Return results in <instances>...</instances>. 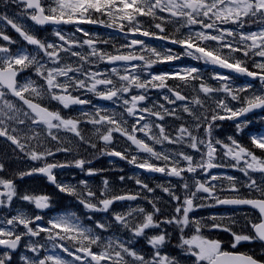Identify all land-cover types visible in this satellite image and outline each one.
Instances as JSON below:
<instances>
[{
  "label": "snow or ice",
  "instance_id": "1",
  "mask_svg": "<svg viewBox=\"0 0 264 264\" xmlns=\"http://www.w3.org/2000/svg\"><path fill=\"white\" fill-rule=\"evenodd\" d=\"M23 6L22 15L26 16L34 25H75V32L81 33L88 39L82 43L66 36L56 29L53 35L59 43L40 39L22 23L16 22L8 16H0V21L6 22L16 33L32 46V51L23 47L13 51L9 45H14L8 34L0 30V137L6 138L17 149L24 152L35 166L18 172L20 179L26 176L42 175L47 181L63 194L74 197L79 204L91 213H107L117 201H136L144 198L152 206L147 211L142 206L129 207L126 213H113L115 224L132 234L133 238L147 236V243L154 250L150 257H146L131 247L132 239L128 242L114 237L105 238L102 233L108 231L109 225L102 221H95V228L85 226L74 213L55 216L45 222L44 216L34 213L29 216L18 213L11 217L0 218V264H10L12 253L20 247L24 237L32 238L26 245V251L32 256L22 255L23 264H179L174 257L162 255L160 248L166 243L170 235L163 230L162 225H174L179 230V243L183 254L193 258L192 264H264L251 254L224 250L222 242L203 235L202 229L219 230L231 235V248L236 249L241 243L259 242L264 245V186L259 185L250 173H264V156H258L252 149H259L264 153V135L250 136L251 148L243 145L234 136L221 140L213 136V129L217 121H234L236 133L239 135L247 127V114L257 109L264 110V92L253 91L252 85L234 86L230 81L232 76L214 72L212 79L221 82L218 87L208 84L199 74L196 67L181 68L172 73L153 74L148 72L156 63L171 62L179 59L172 49L163 52L151 47L140 39H127V42L109 53L96 47L97 41L91 39V34L85 32L79 25L100 24L108 28H116L128 36L137 35L151 37L179 45L183 54L206 65L227 69L238 75L258 79L264 88V27L258 31H244L251 23L264 24V0H3ZM150 18L153 32L142 27L144 21L140 18ZM107 18V19H105ZM172 25L174 32L168 33L166 25ZM232 25L233 27H225ZM186 29V31H182ZM208 42H214L209 44ZM107 43V41H104ZM87 46L86 52L76 51V48ZM127 49V51H122ZM227 50V51H225ZM148 53L149 55H145ZM64 54V55H62ZM260 58L257 60L256 58ZM75 58V59H72ZM249 61L251 67L249 68ZM139 62V63H136ZM97 63H106L111 67L107 71L90 70ZM119 64L120 67L116 65ZM88 66V67H86ZM33 69L34 74L43 84L33 79L20 83L19 74L27 69ZM143 73V75H142ZM175 79L182 82L184 88H191L195 93L191 98L182 94L180 85L172 86L167 80ZM199 81L197 85L194 83ZM149 89L166 90L162 95L164 104H153L152 107L141 106L148 99ZM135 90V91H134ZM84 91L92 93L101 100L119 103L123 112L119 118L116 114H108L106 109L95 108L94 112L81 111L80 116L67 117L60 109L41 103L45 99L55 101L68 109L73 105H88L90 100L83 99L73 93ZM170 93L171 95H168ZM11 94L20 105L6 99ZM202 94V95H201ZM217 94H223L217 95ZM174 97V99H173ZM205 98L214 103V107L206 103ZM184 102L177 105V102ZM234 102L238 107L234 106ZM166 105H177L168 108ZM178 108L192 117L194 124H181L175 134L166 131L161 123L149 122L148 117H155L156 121H163L166 116L183 119L177 114ZM196 109H202L197 113ZM23 114L24 118L20 117ZM126 113V117L124 116ZM131 117L133 123L129 130ZM26 125L28 133L19 134L22 130L12 126ZM30 122V123H29ZM84 122L91 124L94 134L103 143L101 154L127 160L136 168L148 172L161 173L168 177H175L184 181L183 199L172 187L157 185L175 202L174 215L165 216L160 220L155 217L161 208L153 199L141 197L137 192L109 195V181L104 179L103 189L97 195L88 188L85 181H80L82 188L76 185L60 182L54 169L74 166L85 170V159H74L69 162H50L56 152L68 153L70 148L59 146L53 151L44 147L41 141L42 133L58 145L62 144L58 132H70L81 142L96 148L91 140H85L79 125ZM158 129V134L153 129ZM203 129V134L200 130ZM143 133L147 140L155 145L182 146L171 151H156L154 147L137 137ZM114 133L125 137L134 145L138 152L149 154L163 164H154L149 159L142 161L133 155L128 159L127 152L109 148L115 139ZM28 142L35 140V147H29ZM219 146V147H217ZM41 148L43 150H37ZM191 149L186 152L183 149ZM222 151L224 157L233 161L232 164L217 163L218 153ZM192 153H199L197 159ZM220 167H232L247 178L242 186L248 189V195L241 194V183L234 176H218L210 170ZM202 170L204 179L194 174ZM4 165L0 164V172ZM97 170L87 169V175H95ZM190 174L192 184L185 178ZM125 177L121 176L123 181ZM227 181V185L213 183ZM136 184L141 190L152 193L154 189L137 179ZM194 189V190H193ZM228 192L230 195L221 196L217 193ZM255 192L256 196L251 194ZM204 193L206 195H199ZM18 196L13 180L0 177V207L8 206ZM20 199L33 204L35 209L43 211L50 208L51 197L46 194H23ZM196 200H212L215 205L248 206L258 212V216L243 217V224L235 218H229L224 223L223 217L210 216L209 224L205 218L190 216L196 208L212 206L195 203ZM89 220L93 217L89 216ZM239 226L240 231L233 227ZM188 228L194 229L191 235L186 234ZM161 229L157 234L148 236L147 230ZM99 230V231H97ZM41 233L52 244V251L72 257L66 260L57 254L41 255L45 245L35 241ZM67 242H71V246ZM100 249L94 251L93 249Z\"/></svg>",
  "mask_w": 264,
  "mask_h": 264
},
{
  "label": "rangeland",
  "instance_id": "2",
  "mask_svg": "<svg viewBox=\"0 0 264 264\" xmlns=\"http://www.w3.org/2000/svg\"><path fill=\"white\" fill-rule=\"evenodd\" d=\"M107 19V18H105ZM141 20L144 21V24L142 25V27L149 29L151 28V24L152 21L150 20V18H144L141 17ZM81 27L85 32H88L91 34V39L93 40H97L98 42H102L104 40L109 41V45L106 47H102L99 49H103L106 52L109 53H114L116 51L117 48H120L121 45L125 44L127 42V39H131L132 36H128L127 38L125 37V34L122 33L120 34V36L114 34V33H105L99 30H91L90 28H86L83 26H79ZM225 27H233L232 25H225ZM264 27V24L261 26ZM261 27L257 28L256 30H250V31H258ZM55 29H53L51 32L53 34V31ZM175 31V30H174ZM182 31H186V29L182 30ZM33 34L36 35L35 31L32 30ZM66 36H69L72 39H76L79 40L81 43L84 39H88L89 37H85L83 36L81 33H77L75 32V29L73 30H69V31H62ZM51 37L52 40H47L48 42H56L59 43V41L57 40V38L52 35ZM209 44H214V42H208ZM149 46H155L158 44H148ZM161 45H159L158 47L160 48ZM76 51H81V52H86L87 51V46H84L82 48H76L74 49ZM158 51H162V49H157ZM122 51H127V49H122ZM227 51V50H225ZM64 55V54H62ZM145 55H149L148 53H146ZM75 59V58H72ZM257 60H259L260 58H256ZM117 67H120V65H116ZM88 67V66H86ZM111 66L107 65L106 63H97L95 65H93L90 70H100L102 72L107 71ZM209 69H211V65H206L204 64V73L201 74V76L204 78V80L214 86V87H218L219 84L221 82H218L216 80L212 79V74L214 72H218L216 70H213L211 72H207ZM148 72H151L153 74H159V69H148ZM206 72V73H205ZM219 73V72H218ZM30 78V77H29ZM197 85L199 84V81L194 82ZM230 83H232V81H230ZM238 85V84H235ZM244 85H249V84H240V86H244ZM190 89L191 88H184L185 90V95H187L189 98H191L193 95L190 94ZM252 90L253 91H259V92H263L261 87L258 84H255L252 86ZM135 91V90H134ZM166 91H156L155 89H149L148 92L146 93L148 99V103L145 104V106L147 107H152V104H164L165 102H161L160 97H162L163 94H165ZM168 95H170V93H167ZM78 96H81V98L83 99H87L90 100L91 103L94 102V105L96 107H100L101 109H104L103 106H108L105 103H102L98 100L97 96H95L92 93H87L84 91H80L77 92ZM202 95V94H201ZM119 104V103H118ZM182 102H178L177 105H181ZM89 105V104H88ZM120 105V104H119ZM177 105H169L168 108H172V107H177ZM209 105L211 107H214L215 105H212L211 103H209ZM234 106L238 107L239 105L234 104ZM106 109V108H105ZM108 114H116L117 118H119L120 113L119 112H110L109 109H106ZM196 110H202V109H196ZM126 116V113L125 115ZM24 118V117H22ZM128 121H131L132 118L131 117H127ZM148 121L149 122H153V117H148ZM251 122V120H248ZM30 123V122H29ZM133 123V120H132ZM161 124H163L165 126V129L167 131V126L163 123V121L160 122ZM256 124H252L250 126V128H253V130H248L247 136L250 137L252 135H264V115H261L259 117L256 118L255 120ZM249 124V123H248ZM20 125H16L15 127L19 128ZM23 128H25V132L28 133V129L26 125H22ZM63 132V136L61 138L62 144L58 145L56 141H52L49 137H46V135H44L42 133L41 135V139H46V141L49 142V145H46L44 147L47 148H51L56 149L59 146H64L63 141L66 142L67 146L64 147H68L71 149L70 152L68 153H63L60 158L58 159L59 161H65V162H69V161H73L74 159H80V158H96L98 159V161H96L93 166L89 167L91 169H95L97 170V173L95 175H91L94 178H90V175H87V168L86 170H84L83 172L79 173V172H71V171H64L61 173V181L60 182H64V183H69V184H73L76 185L78 188H82V186L80 185V181H85L87 183V186L89 189H91L92 191L96 192L97 195H99V192L103 189L104 185H103V181L104 179H107L109 181V195L113 194V193H118L121 189L123 188H128L130 185L129 182V177H125V179L123 181L120 180V175L118 173V166L114 163V162H107L105 160V158H101L100 159V155L98 152V148H99V142L100 140L98 139L97 135L94 134V131H90L88 134L89 140H91L92 143L96 144V148H92L89 146V144L84 145L83 142L79 140H76L73 138V136H71L70 134H66L65 131L61 130ZM154 132H156V130L154 129ZM257 132V133H254ZM15 134V133H13ZM29 135H31V133H28ZM158 134V131H157ZM203 134V133H202ZM201 134V135H202ZM115 137V141L117 142H122L123 138L122 136H120L118 133H114L113 134ZM143 137L144 134H143ZM147 139V137H145V140ZM250 140V138H249ZM243 145L244 142L242 140H239ZM219 147V146H217ZM159 151H169V148L167 146L164 147H159L158 148ZM43 150V149H42ZM222 151H220L219 157L220 158H226L222 155ZM196 158H199V153L195 154L192 153ZM147 159V158H144ZM151 159V158H150ZM149 159V160H150ZM154 159V158H152ZM151 162H154V160H150ZM17 163V162H16ZM37 164V162H34L32 164H30L28 167L22 168L19 165H15L14 168V177L17 180V193L18 196L16 198L13 199V201L9 204V206L12 205H17V208H15L14 210L16 211V214L18 213H24L26 215H33L34 213H37L35 210V207L33 204H30L26 201H23L22 199L19 198L20 195L23 194H33V195H41L42 194V182L39 180H36L33 175L32 176H26L23 179H20L19 176L17 175L18 172L20 171H24L29 169L30 167H33ZM131 179H133V175H130ZM197 177V176H196ZM201 180H203L204 178L200 175V177H197ZM159 183L162 185L163 180L160 179ZM181 185V184H180ZM182 189V188H181ZM183 190V189H182ZM178 194V192H177ZM54 195H55V201H58L59 203H66L68 209H63L62 211L58 212V213H52L51 218L58 216V215H64V214H69V213H73V211H79L80 207L83 208V206L81 204H79V202L74 198V197H70L66 194L60 193L57 189H54ZM199 195H202V193H200ZM157 201L162 205L159 207L161 209L167 208L170 212H172V215H174V206H175V202L171 201V199H169L167 196L163 197V196H158V198H156ZM197 201V200H196ZM195 201V202H196ZM202 204L205 205H214V201L212 200H204ZM136 207L137 204H129L127 205L128 208L121 210L120 207H117V209H115V211H113V213H126L129 210V207ZM209 206H207L208 208ZM202 208H206L205 207H201V212H200V217H202V215L204 214V212L202 211ZM84 209V208H83ZM86 210V209H85ZM15 214V215H16ZM216 214V212L214 211H208V215H213ZM219 215V214H217ZM81 220V219H80ZM95 221H102L105 224H107L108 222V217H102L99 216ZM85 226L91 227L89 224L85 223ZM163 230H165L167 233H169L170 235L168 236V239L166 240L167 243H165L161 248V254L162 255H168L170 257H174L176 260L179 261V264H192V261H188V260H183V259H179V254L181 253V248L177 247L178 243H179V230L176 229V227L174 225H162ZM161 231V229H149L147 230V235H153V234H157ZM186 234L191 235V233L193 232L192 228H188L185 230ZM124 233V234H123ZM203 235H207L208 233L206 231L202 232ZM102 235L105 238L108 237H114L116 239H119L121 241L124 242H128V240L131 238L132 239V243H131V247L136 246V248H134L136 251L140 252L141 254L145 255L146 257H150L151 254L153 253V249L150 247V245L147 243V236L145 237H139V238H133L132 234L130 232H128L127 230L123 229L120 225H113L110 230L108 229V231L103 232ZM45 237V234H41L40 237H36L34 238L36 242L45 245L44 249H41V254L43 253V251H45L46 254L51 255V254H57L56 252L52 251V244L50 243V241H48ZM32 238L29 237H24L23 239V251H21L19 254L12 256V259L10 261V263L13 260H19L20 257L22 255H29L32 253H27L26 254V245L30 242ZM169 243V244H168ZM173 249H178L175 252H173ZM94 251H99L100 249H97L94 247L93 249ZM3 251L0 250V253H2ZM32 256V255H30Z\"/></svg>",
  "mask_w": 264,
  "mask_h": 264
},
{
  "label": "flooded vegetation",
  "instance_id": "3",
  "mask_svg": "<svg viewBox=\"0 0 264 264\" xmlns=\"http://www.w3.org/2000/svg\"><path fill=\"white\" fill-rule=\"evenodd\" d=\"M151 31L154 32V29L151 28ZM121 33H123V32H121ZM167 49H172L174 54H179L180 55V58L179 59H176V60H173L171 62H165V63H159L158 62V63L154 64L151 67L152 69L158 70V69H165V68H167L169 70V72L172 73V72H175V71H177V70H179L181 68H185V67H187V66H189L191 64L190 61H188V60L185 59V56L183 55V53H181L180 51H176L178 49H182L180 46L170 45V46L167 47ZM194 64L195 65H201L202 63L200 61H197ZM25 74H27V72H21L20 73V77L18 79V81L20 83H23V82H25L26 80L29 79V78H25L24 77ZM31 79L37 81L38 84H43L44 83L42 80H40L38 78H31ZM176 81H178V80H176ZM179 90L182 91L183 90V87L180 86ZM73 94L74 95H77V92L76 93H73ZM6 99L11 100V101L17 103L18 106L24 107V110L27 111L26 106L20 105V102L17 101L15 97H13V96H11V95L8 94L6 96ZM173 99H174V97H173ZM40 102L43 103V104H45V105H48V106L52 107L53 109H60L62 111V114L64 116L75 118V113L77 112V107H74V105L73 106H70V108H68V109H63L62 106L59 105L55 101H50V100L45 99V100L40 101ZM178 102H180V101H178ZM177 114L179 116H182L183 119H175V118L170 117V116L168 117V119L172 120V123L173 124H177L176 129L181 124L191 125L192 122L195 123V121H192L191 118L188 117L186 115V113H184L181 108H178ZM262 114H264V110H263V112H261L259 114L250 115L248 118H256V116H261ZM20 117L21 118L23 117V114L22 113L20 114ZM187 119H189V120H187ZM229 122L232 123L233 121H217L216 123L223 128V127H226V125ZM9 123H12V126H14V123L13 122H9ZM253 124H255V123H253ZM129 128H131V124H129ZM19 129H21L22 131L19 134L15 133L13 135H21V136H23L24 129H23L22 125H20V128ZM176 129H174V128L171 129L169 127L168 132L169 133H172L174 135L175 132H176ZM245 129H247V128H245ZM201 130H203V129H201ZM214 132H216L218 134V136L221 137V138H224L226 135L230 134V136H236L238 139H241V138L243 139L244 137H242V133H245L246 131H242L241 133H239V135H237L236 128L230 126V130L222 129V130H215ZM21 142L22 143H28L30 148L32 147V145H33V147H35L36 144H37V142L35 140L28 142V141L22 139ZM42 143H45V140H43ZM109 147L110 148L119 149V151H121V152H124L125 151L124 146H121L120 148H116L113 143ZM249 147L251 148V146H249ZM171 148H172V150L175 149V145H171ZM13 150L16 153L19 154V157H22V158L27 157L24 152H21L19 149H17L15 147V145L11 144V142L8 141L6 138L0 137V155L2 157L8 156L9 154H11L13 152ZM37 150H41V148H38ZM61 153L62 152H56V154L54 156L50 157V159L52 160L50 162H56V159H59L60 158V154ZM20 155H22V156H20ZM262 155L264 156V153H262ZM100 156H101L100 158H102V156H104V154H100ZM140 160L142 161V159H140ZM225 160L228 161L230 164L233 163V161H231L229 158H226ZM94 161L95 160H93V162ZM5 166L7 168H9L10 167V164L5 163ZM123 166L124 167H128L131 170L133 169V165L132 164H129V163H123ZM66 168H68V167H66ZM67 170L68 169H64V170H61V171L56 170L54 172L55 175H56V177H57V180L58 181L60 179V173L62 171H67ZM215 170H216V168H214L212 171L214 172ZM229 170L230 171H233V172H240V171H238V170H236V169H234L232 167H230ZM200 172H203V171L202 170L198 171V173H200ZM137 175L139 176V178H140L141 181H142V177L143 176H146V175H144L142 173H139V174L137 173ZM8 176H9V173L8 172H6L4 175H1L0 174V177L9 179ZM134 184L137 185L136 182ZM171 184L174 185V182L171 181ZM148 186L153 189L154 188L153 182H149L148 183ZM53 187H54V185L50 186V188H53ZM156 192L157 191L154 190L152 193H148L147 190H141L139 188L140 196L141 197H147L148 199H151V197L153 196V194H155ZM124 193H126V192H124ZM253 193L254 194H252V196H256L257 195V193H255V192H253ZM136 202H140V205L142 207H144L143 205L147 204L146 207H144V208L152 207L148 203V200L147 199H144V198L137 199ZM50 209H51L52 212L54 211V207H53L52 204L50 206ZM147 211H152V210L149 209ZM237 211L238 210H229V211L225 212L228 217L225 218L224 221L228 220L229 218H234L233 215ZM155 219L158 220V217L156 216ZM224 223H228V222H224ZM233 227L235 228L236 231H240V228H236L234 225H233ZM207 231H208V234L206 235V237H208L210 239H215V240L221 241L222 242V247L224 248V250L236 252L237 250H245V249H247V250H249L250 254L253 255L254 257L264 258V249L261 247V244L259 242H254V243H246L245 242V243H241L240 245H238V247L236 249H232L231 248V240H232V237H231V235L229 233L223 232V231H219V230H207Z\"/></svg>",
  "mask_w": 264,
  "mask_h": 264
},
{
  "label": "water",
  "instance_id": "4",
  "mask_svg": "<svg viewBox=\"0 0 264 264\" xmlns=\"http://www.w3.org/2000/svg\"><path fill=\"white\" fill-rule=\"evenodd\" d=\"M257 110H261V109H257ZM256 111V110H255ZM229 207V206H228ZM231 207V206H230Z\"/></svg>",
  "mask_w": 264,
  "mask_h": 264
},
{
  "label": "bare ground",
  "instance_id": "5",
  "mask_svg": "<svg viewBox=\"0 0 264 264\" xmlns=\"http://www.w3.org/2000/svg\"><path fill=\"white\" fill-rule=\"evenodd\" d=\"M124 234V233H123Z\"/></svg>",
  "mask_w": 264,
  "mask_h": 264
}]
</instances>
